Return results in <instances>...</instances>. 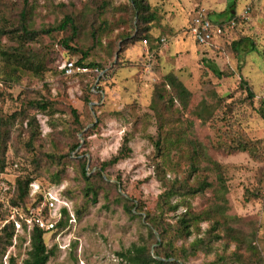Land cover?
<instances>
[{
    "label": "rangeland",
    "instance_id": "rangeland-1",
    "mask_svg": "<svg viewBox=\"0 0 264 264\" xmlns=\"http://www.w3.org/2000/svg\"><path fill=\"white\" fill-rule=\"evenodd\" d=\"M231 1L250 19L197 44L196 13L221 19ZM146 3L153 21L131 0H0L3 264L29 256V217L57 221L62 208L75 221L45 231L47 264H133L137 247L174 264H264V0ZM24 8L31 29L72 16L75 36L25 38ZM242 37L255 49L239 55ZM66 59L99 68L65 76Z\"/></svg>",
    "mask_w": 264,
    "mask_h": 264
},
{
    "label": "trees",
    "instance_id": "trees-1",
    "mask_svg": "<svg viewBox=\"0 0 264 264\" xmlns=\"http://www.w3.org/2000/svg\"><path fill=\"white\" fill-rule=\"evenodd\" d=\"M132 1V5L134 7V11L136 13V15L138 16V18L141 21L144 22H148V21H153L155 20V14L154 13H149L150 12V5L148 3H146V0H131ZM233 2V1H231ZM236 2L234 1L233 3H231L230 7H228V9H226V11L228 13H230L231 17H235L236 14L233 13V10L235 8ZM244 22L243 20H241L240 18L237 20V24H240ZM68 26H72L73 28V33L72 35L69 37V39H73V37L76 34V27L73 21V17L70 15L65 16V18L56 26L54 27H50L47 29H41V30H37V29H31L28 27L27 25V21H26V10L25 8L23 9L22 13H21V18H20V29L22 30V35L30 40L35 39L40 33H49L52 31H63L65 30ZM148 37L149 35L145 34L144 37H142L140 40H144L146 39L148 41ZM150 38V37H149ZM67 44V42H65ZM199 44V43H197ZM200 45V44H199ZM232 48L234 51H236L237 54L241 55L245 52L248 51H252L255 49L254 43L251 41L250 38L248 37H242L239 40H236L233 42ZM73 51H78V49L76 48H72ZM84 56L87 55V52H83ZM21 58H19L20 60ZM71 60V59H70ZM75 61V60H74ZM83 61H78L76 60L75 63L78 66H83L86 68H99L98 63L96 62H91L87 65L84 66V64L82 63ZM211 68L213 71H215L216 74L220 75L219 72V68L217 65L215 64H210ZM61 71V70H60ZM80 73V72H78ZM76 73V74H78ZM71 75L69 77H73L75 76ZM67 76V75H65ZM246 89L248 90L249 93V97L252 98L254 96V93L250 87L249 84H246ZM263 114V113H262ZM264 116V114H263ZM79 146L76 145V148ZM5 164L3 163L0 169V172L4 169ZM84 175L87 176V170L84 167ZM31 179H28L26 181H22L19 180L18 184H17V198L19 200H24L25 197L29 194V185ZM38 200H40V197H38ZM16 203V202H15ZM19 204V203H18ZM62 216L60 218H58V220L56 221V228L57 226L59 227V225H64L65 223L63 222V215H65L66 220H70L71 215L69 210L67 211L66 208H62ZM44 219H46L43 215H41ZM185 223V228H189V224L187 223V220L184 219L183 221ZM8 225H5V230L8 228ZM32 238H31V250L29 252V256L24 259L23 264H47V262L49 261V258L52 254V251H49L47 249L46 243L44 241V233L47 229L39 227L38 225H34L33 229H32ZM184 231V228L182 227V232ZM5 252V249L2 246V241L0 239V264H3L2 262V254ZM159 257L154 258L149 250H147L145 247H137L135 249V255L134 257L130 258L132 260L133 264H174L172 262H169L168 259L171 258L170 254H166L163 258V256L159 255V253H156Z\"/></svg>",
    "mask_w": 264,
    "mask_h": 264
},
{
    "label": "built area",
    "instance_id": "built-area-1",
    "mask_svg": "<svg viewBox=\"0 0 264 264\" xmlns=\"http://www.w3.org/2000/svg\"><path fill=\"white\" fill-rule=\"evenodd\" d=\"M240 18L243 21H248L250 19V7H246L243 12L238 14L231 19L225 21H214L212 20L209 15L202 10H199L192 20V25L190 27L191 33L195 38V41L200 45H213L216 41L223 37L226 33L230 32L231 30L235 29L237 26V18ZM238 18V19H239ZM162 42H165V38H161ZM144 45H147L148 41L146 39L143 40ZM59 68L64 75L71 76L78 72L88 71V68L83 66H78L74 60L66 59L59 64ZM39 186L36 185V189L33 188V191L36 192L39 190ZM47 201V203H46ZM61 199L57 197V195H53L52 193L48 192L45 199V204L49 208L57 207L60 205ZM61 206V205H60ZM64 206V205H62ZM69 209V208H68ZM62 209L59 211V218L62 214ZM70 210V209H69ZM71 212V211H70ZM71 218L70 221H75V216L73 213H70ZM29 223L34 225H38L39 227L45 228L47 230H52L56 226V221H52L51 219H44L40 213L33 214L29 217ZM16 225L18 227L21 224L17 221Z\"/></svg>",
    "mask_w": 264,
    "mask_h": 264
},
{
    "label": "crops",
    "instance_id": "crops-1",
    "mask_svg": "<svg viewBox=\"0 0 264 264\" xmlns=\"http://www.w3.org/2000/svg\"><path fill=\"white\" fill-rule=\"evenodd\" d=\"M224 12L227 13V15H224L221 13L222 14V15H220L221 19H218V20L214 19V21L215 20L216 21H225V20L230 19V17H231L230 13H228L227 11H224ZM233 13H234V10H233Z\"/></svg>",
    "mask_w": 264,
    "mask_h": 264
}]
</instances>
